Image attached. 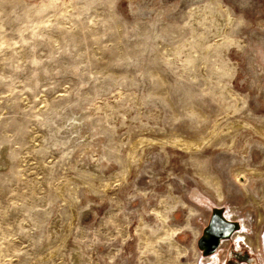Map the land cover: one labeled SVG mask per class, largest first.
Listing matches in <instances>:
<instances>
[{"label": "rangeland", "instance_id": "374dc122", "mask_svg": "<svg viewBox=\"0 0 264 264\" xmlns=\"http://www.w3.org/2000/svg\"><path fill=\"white\" fill-rule=\"evenodd\" d=\"M216 215L244 240L210 257ZM237 252L264 264V0H0V264Z\"/></svg>", "mask_w": 264, "mask_h": 264}, {"label": "water", "instance_id": "95a60500", "mask_svg": "<svg viewBox=\"0 0 264 264\" xmlns=\"http://www.w3.org/2000/svg\"><path fill=\"white\" fill-rule=\"evenodd\" d=\"M218 227L210 233V230L206 231V235L199 241V247L203 250L204 254H213L222 239L229 238L236 230V225L227 223L220 219L217 215L215 216Z\"/></svg>", "mask_w": 264, "mask_h": 264}, {"label": "flooded vegetation", "instance_id": "af4514ba", "mask_svg": "<svg viewBox=\"0 0 264 264\" xmlns=\"http://www.w3.org/2000/svg\"><path fill=\"white\" fill-rule=\"evenodd\" d=\"M234 234V233H233ZM232 234V235H233ZM232 235L230 236V237H232ZM224 241V240H223ZM258 241V240H257ZM220 245H221V242H220ZM240 252H237L236 253V258H238V257H240L241 259H243V260H246L248 263L247 264H258L255 260H254V258L252 257V256H249V257H241V256H239V255H241V254H239ZM239 259V258H238ZM238 263H240V262H238ZM243 264V263H242Z\"/></svg>", "mask_w": 264, "mask_h": 264}, {"label": "bare ground", "instance_id": "6f19581e", "mask_svg": "<svg viewBox=\"0 0 264 264\" xmlns=\"http://www.w3.org/2000/svg\"><path fill=\"white\" fill-rule=\"evenodd\" d=\"M237 229H238V228H237V226H236V230H237ZM236 230H235V231H236ZM235 231H234V232H235ZM234 232H233V233H234ZM241 237H242V238H241ZM243 238H244V237L241 236L240 233H237V234L235 235V240L243 241V240H244ZM220 242H221V241H220ZM245 242H246V241H245Z\"/></svg>", "mask_w": 264, "mask_h": 264}, {"label": "crops", "instance_id": "0c3cea01", "mask_svg": "<svg viewBox=\"0 0 264 264\" xmlns=\"http://www.w3.org/2000/svg\"><path fill=\"white\" fill-rule=\"evenodd\" d=\"M237 228H238V229H237V230L234 232V234L232 235L233 240L235 239V235H236V233H238L239 227L237 226ZM223 242H224V241L221 242V245L223 244ZM221 245H220V246H221ZM217 255H218V252L215 253V254H213V255L210 256V257L217 256Z\"/></svg>", "mask_w": 264, "mask_h": 264}]
</instances>
